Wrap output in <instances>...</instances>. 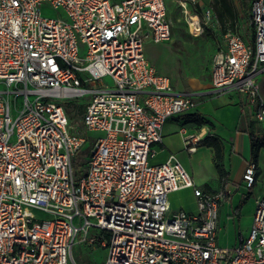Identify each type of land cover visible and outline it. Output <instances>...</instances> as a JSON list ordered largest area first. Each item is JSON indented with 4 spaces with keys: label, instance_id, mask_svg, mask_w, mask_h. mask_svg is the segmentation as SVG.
I'll list each match as a JSON object with an SVG mask.
<instances>
[{
    "label": "built area",
    "instance_id": "obj_1",
    "mask_svg": "<svg viewBox=\"0 0 264 264\" xmlns=\"http://www.w3.org/2000/svg\"><path fill=\"white\" fill-rule=\"evenodd\" d=\"M174 1L191 33L202 30L201 15L214 23L211 9L198 11L200 0ZM44 7L67 20L44 17ZM167 7L0 0V264H77V243L107 249L104 264H264V196L250 236L220 247L219 209L232 191L197 187L175 155L152 162L166 122L197 107L196 95L177 93L146 57L147 42L171 40ZM250 18L253 43L227 34L208 95L243 96L264 133V0L253 1ZM202 140L184 136L186 152L196 154ZM89 142L77 175L74 161ZM257 169L251 161L243 174L249 189ZM187 189L198 213L173 212L169 195Z\"/></svg>",
    "mask_w": 264,
    "mask_h": 264
},
{
    "label": "rangeland",
    "instance_id": "obj_2",
    "mask_svg": "<svg viewBox=\"0 0 264 264\" xmlns=\"http://www.w3.org/2000/svg\"><path fill=\"white\" fill-rule=\"evenodd\" d=\"M235 1L237 2V0ZM252 1L253 0H249L247 2L250 4ZM167 5L168 15L172 21L173 29L171 40L161 44H155L153 41L147 42L145 46L147 59L152 65H154L161 75L168 77L172 81L177 91L189 89V82L193 79H197L201 83L210 82L213 62L217 55L218 47L225 43V34L213 24L208 26L204 25L202 15V30L197 33H191L189 28L190 20L183 14L175 1L167 0ZM42 15L47 18H60L67 20L66 15L61 10H55L49 7L43 8ZM245 24H247V28L250 27V29H247L248 33L252 34L249 14L246 16V21H242V26L237 28V32L229 33H238L244 36ZM84 53L85 52H82V56ZM262 79H264L263 75L258 78V82L263 81ZM105 81L109 84L112 83L110 78H106ZM84 103L85 99L76 100L73 106L83 105ZM205 120L211 122L206 117ZM73 121L79 123V118L74 116ZM174 124L176 125L168 126L164 130L166 149L177 155L178 159L184 164V166L195 175L197 182L200 184L206 182L210 185H215V169L212 167L208 155L203 151H200L198 154L190 156L186 152L182 137L179 134L181 124L177 122H174ZM190 127L197 129L200 132V128L197 126L190 125ZM91 136L93 137L95 135L91 134ZM247 140L248 139H246V141ZM89 148L90 142L84 147L83 152L77 155V159L74 161V170L77 175H80L82 169L85 167L84 165L87 162V151ZM249 152L250 146L247 144L245 153L249 154ZM263 181L264 179L259 181V184L251 190L238 193V200H245L243 213L235 226L230 225L227 230H224L222 234H220V239L218 240L220 247L233 248L239 242L240 236L245 239L250 236L254 223L256 199L264 187ZM240 182L241 178L238 179V184ZM248 193H250L249 197ZM236 199L237 198H235V201ZM169 200L172 211L183 210L194 214L198 213L197 200L193 195V191L190 189L173 192L169 195ZM222 213L226 216L228 209L223 208ZM235 228L238 230L237 237L235 236ZM95 235H98L99 237L101 236L100 233L97 234V232L91 230L89 237ZM107 255V249L101 248L99 245L92 248L87 243H77L73 250V258L77 264H104Z\"/></svg>",
    "mask_w": 264,
    "mask_h": 264
},
{
    "label": "crops",
    "instance_id": "obj_3",
    "mask_svg": "<svg viewBox=\"0 0 264 264\" xmlns=\"http://www.w3.org/2000/svg\"><path fill=\"white\" fill-rule=\"evenodd\" d=\"M233 1L238 10L239 0H237V2L235 0ZM253 1L250 3V7L246 12V16L247 14H249L250 16V10H251ZM211 2L212 0H205V1L200 0V3H201L200 12H202V10L204 9H211L210 7ZM246 16L239 12V18L235 25V32H237L238 27L242 26V21L243 20L246 21ZM213 25H215L219 30L222 31L221 24L216 17L214 19ZM244 27H245L244 36L238 33H235V34H238L239 36H241L242 39L246 41L247 43H253L254 35H255L253 26L251 27L252 34L248 33L247 29H250V27L247 28V24H245ZM229 32H233V31L229 30L227 34H229ZM172 34H173V30H172ZM227 34H225V38ZM225 46H226V39H225V43H223L222 46L218 47L217 53L219 52L221 48H224ZM262 80L263 81L259 83L261 85L262 92L264 94V79ZM173 86H174V89L176 90L175 85ZM189 86H190L189 89H185L182 91L176 90V92L180 94L196 95L197 107L195 108V110L191 112H188L181 116L174 117L168 120V122H166V124L164 125V129H163V137H164L163 143L156 148L157 154L155 158L152 160V162L155 164H159V163L165 162L171 155H175L177 157L175 153H171L170 151L166 149L165 135H164V130L168 126L176 125L174 124V122L181 124L180 125L181 130L179 134L182 137V141H183L184 136L202 134L204 130H206V134L203 136V139L207 137L208 135H216L223 139L224 163H225L226 171L228 172V177L224 180L223 183H220L219 175L213 164L214 152L212 149L206 146H200L196 154H198L200 151H203L204 153H206V155H208L210 159V163L212 167L215 169V181H216L215 185H212V184L210 185L206 182L200 184L199 182H197L195 175L192 174L177 157L180 163L190 173L197 187L209 193H216L224 189H229L232 191L233 196L228 201L223 203L219 209V222H218V226H219L218 240H219L220 234H222L224 230H227L230 225L235 226V224H237L238 219L241 218L242 216L245 200L243 199L238 200V193L255 188L259 184V181L264 179V146L260 149L257 161L254 160L253 155H252V138H254L255 141L257 142L264 143V133L262 132L261 127L258 126L255 120L254 107L250 106L248 102L246 101V99L240 94L229 93V94L222 95V96L208 95L212 89L211 80L208 83H201L197 79H193L189 82ZM194 114L200 115L203 118L205 117L208 118L213 124L207 120L209 124L200 128V132L197 129H193L192 127H190V125H195V124L188 122V116L194 115ZM246 139H248L247 140L248 142L246 141ZM183 144H184V141H183ZM247 144H249L250 146L249 154L245 153L247 149ZM196 154H193V155L189 154V155L194 156ZM251 161L256 162L258 169L256 173V182L254 183L253 187L249 189L246 185V182L243 180V174L246 168L248 167V164ZM240 178H241V182L238 184V179ZM206 186L214 187V188H211L212 191H207L205 189ZM263 186H264V181H263ZM249 196H250V193H248V197ZM263 196H264V187L260 195L256 199V204H257V201ZM235 198H237L236 201H235ZM170 206H171V203H170ZM223 208L228 209V213L226 214V216L223 215L222 213ZM173 212H176V211H173ZM236 235L238 236L237 228H235V236Z\"/></svg>",
    "mask_w": 264,
    "mask_h": 264
},
{
    "label": "trees",
    "instance_id": "obj_4",
    "mask_svg": "<svg viewBox=\"0 0 264 264\" xmlns=\"http://www.w3.org/2000/svg\"><path fill=\"white\" fill-rule=\"evenodd\" d=\"M249 0H239V8L237 10L233 0H212L210 7L214 16L218 19L222 27V33L227 34L229 30L235 32V25L239 18V12L246 16V12L250 7L247 2ZM168 10V7H167ZM200 12L201 10L198 9ZM169 17V15H168ZM170 18V17H169ZM84 113V106H76V116L81 118ZM188 122L195 124L198 128L208 125L209 122L200 115L194 114L188 116ZM201 146H206L214 152V167L219 175L220 183L228 177L224 163V142L223 139L216 135H208L201 141ZM264 146L263 142H257L252 138V155L255 161L258 160L260 149ZM207 191H212L209 186H206Z\"/></svg>",
    "mask_w": 264,
    "mask_h": 264
},
{
    "label": "bare ground",
    "instance_id": "obj_5",
    "mask_svg": "<svg viewBox=\"0 0 264 264\" xmlns=\"http://www.w3.org/2000/svg\"><path fill=\"white\" fill-rule=\"evenodd\" d=\"M192 29H195V25H192ZM197 35V34H196ZM195 35V36H196ZM206 134V130L203 131V133L201 134V138Z\"/></svg>",
    "mask_w": 264,
    "mask_h": 264
}]
</instances>
